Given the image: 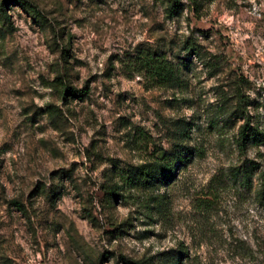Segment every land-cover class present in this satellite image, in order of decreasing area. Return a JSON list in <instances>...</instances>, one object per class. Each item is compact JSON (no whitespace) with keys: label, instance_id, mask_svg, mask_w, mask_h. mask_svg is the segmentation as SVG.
Instances as JSON below:
<instances>
[{"label":"rangeland","instance_id":"obj_1","mask_svg":"<svg viewBox=\"0 0 264 264\" xmlns=\"http://www.w3.org/2000/svg\"><path fill=\"white\" fill-rule=\"evenodd\" d=\"M195 1L7 2L0 264H264V140L236 142L245 120L264 134V0ZM140 50L174 80L135 73ZM178 145L168 183L122 178Z\"/></svg>","mask_w":264,"mask_h":264},{"label":"trees","instance_id":"obj_2","mask_svg":"<svg viewBox=\"0 0 264 264\" xmlns=\"http://www.w3.org/2000/svg\"><path fill=\"white\" fill-rule=\"evenodd\" d=\"M13 0H1L0 13L3 17L8 18L5 12V5L7 2ZM168 2V14L173 15L179 9V0H167ZM190 7L194 10L196 6L195 0H187ZM131 65L132 70L135 73L141 74L143 77L151 80L155 84L163 85L171 83L175 78V69L173 64L168 61L162 54L152 52L150 50H140L135 53L134 57L127 61ZM69 94L81 96L84 92L77 89H69ZM248 120H245L238 129L237 133V146L241 149L244 148L246 142L249 141L252 135L257 136V140H264V134H260V131L249 127ZM192 154V149L187 147H181L173 149L171 152H160L152 161L142 163L140 165L130 167L128 171H125L122 178L128 184L132 186H140L144 188H150L156 184L164 185L168 183L174 176L175 163L182 165L186 159H189ZM251 169L254 167L249 163H243L239 166H234L230 169V174L233 177H238L241 182H249ZM112 192L115 190L112 189ZM256 194L260 199H264V177L259 178L258 187L256 188ZM171 262L176 261L174 257H171Z\"/></svg>","mask_w":264,"mask_h":264}]
</instances>
